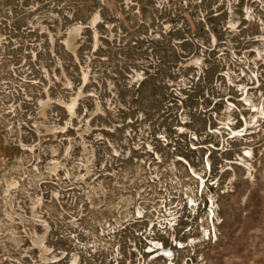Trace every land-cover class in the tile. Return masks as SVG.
<instances>
[{"label":"rangeland","instance_id":"obj_1","mask_svg":"<svg viewBox=\"0 0 264 264\" xmlns=\"http://www.w3.org/2000/svg\"><path fill=\"white\" fill-rule=\"evenodd\" d=\"M0 264H264V0H0Z\"/></svg>","mask_w":264,"mask_h":264}]
</instances>
